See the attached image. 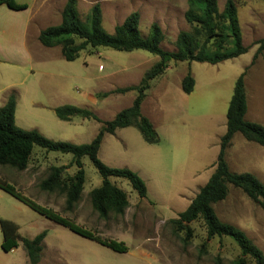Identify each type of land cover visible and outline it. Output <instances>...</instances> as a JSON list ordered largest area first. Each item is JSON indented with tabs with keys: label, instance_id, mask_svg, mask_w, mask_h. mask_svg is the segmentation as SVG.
I'll return each mask as SVG.
<instances>
[{
	"label": "rangeland",
	"instance_id": "1",
	"mask_svg": "<svg viewBox=\"0 0 264 264\" xmlns=\"http://www.w3.org/2000/svg\"><path fill=\"white\" fill-rule=\"evenodd\" d=\"M66 1L46 2L36 20L37 28L45 29L59 25ZM187 1L77 0V11L79 20L84 23L90 9L99 4L101 26L108 34H113L115 26L122 24L129 14L137 12L140 36L145 38L150 25L156 23L164 37L160 48L173 52L178 34L192 29L184 18ZM225 1L217 0L219 12L223 10ZM233 1L237 10L242 44L247 48V53L216 65L194 62L193 72L199 81L197 92L187 101L178 97L172 98V109L168 112L165 122H162V126H168L174 132L170 135L162 133L159 145L145 151L138 146L134 137H130L132 151L121 150L111 154L123 164L125 160L135 166L136 169L130 170L137 173L152 191L148 198L140 199L130 183L122 179V183L118 185L126 194L128 207L120 215L109 212L106 218H100L91 205L89 193L100 186L98 182H101V177L87 158L83 159L86 185L80 199L70 209H67L65 202L67 186L54 191H44L40 188V183L51 172L48 165H73L69 160L70 155L57 152L45 155L44 150L35 147L27 170L17 171L12 167L0 165V179L14 186L25 197L103 240L123 242L128 248L125 254L112 252L39 216L0 191V217L18 223L22 237L32 239L43 230L47 231L38 264H217V258L219 264H232L239 258L240 250L230 238L213 237L207 240L206 227L201 218L189 224L191 236L187 242L184 241L185 232L176 231V227L170 223V220L177 219L180 213L173 211L176 207L174 198L179 191H184V184L187 185V180H181V176L197 167L193 165L192 155L195 148L200 147V138L203 133L208 132L213 136L218 131L223 114L225 115L223 111L229 102L228 99L226 104L229 95L226 89L230 91V98L233 94V89L228 87L229 76L235 69L244 71L258 49L261 50L254 64L247 69V74L251 73L254 83L264 82V0ZM55 51L60 53V47ZM88 51H81L78 58L72 62L64 60L61 54V58H58L61 62L52 59L56 72L61 73L63 77L59 79L56 76L55 79L57 82L61 81L62 88L67 90V95L77 104L97 112L99 118L106 122L129 107L136 93L128 92L121 97L114 94L111 97L118 99L106 101L98 107L88 100V96L112 88L138 85L144 73L159 58L143 50L119 52L109 48H89ZM100 65L102 69H99ZM111 71H114V77L101 78ZM186 71L185 62L178 63L166 70L165 78L169 83H174L178 81L179 75L185 74ZM160 81L157 80L155 85ZM145 112L143 110V114H146ZM46 113L47 110L43 114ZM31 117L25 118L30 121ZM75 118L80 120V117ZM134 131L138 139L146 145L138 131ZM199 134L201 137L195 139L194 135ZM124 144L128 148V142L119 143L120 146ZM69 177L63 171L61 181L66 182ZM228 188L225 200L213 205L215 213L222 222L243 231L264 254V211L240 189L231 185ZM150 200L157 205L154 206ZM1 241L0 230V245ZM20 255L23 258L19 250L5 253L0 248V264L20 263ZM25 261V264H28L27 257ZM245 262L254 264L249 257H245Z\"/></svg>",
	"mask_w": 264,
	"mask_h": 264
},
{
	"label": "trees",
	"instance_id": "2",
	"mask_svg": "<svg viewBox=\"0 0 264 264\" xmlns=\"http://www.w3.org/2000/svg\"><path fill=\"white\" fill-rule=\"evenodd\" d=\"M0 5H5L14 11L27 8L25 4H17L16 0H0ZM184 18L192 29L189 32H180L176 38L175 51L168 52L160 48L164 37L156 23L150 25L145 38L140 36L137 12L129 14L122 24L115 26L113 34H108L101 26L99 4H95L90 9L83 23L79 20L77 0H67L61 12L59 25L49 26L40 31L38 41L42 46L47 48L59 46L62 57L68 62L74 61L81 51L89 48H109L119 52L143 50L158 56L159 60L144 74L138 85L98 94L99 98H105L110 94H126L134 91L136 96L131 106L118 112L112 120L101 122L102 126L99 132L89 144L74 145L69 142L52 141L36 130L18 128L14 122L16 99L11 94L6 103L0 107V165L24 171L35 147H39L47 153L57 152L71 155V162L76 167V173L72 177H69L66 182L61 181L65 167H52L49 176L40 183V188L44 191H54L67 186L65 202L67 209H70L80 199L83 190L85 171L82 158L86 157L101 177L100 186L89 193L91 205L100 218H106L109 212L120 215L129 205L124 191L114 185L110 178L128 181L140 199L146 198V185L137 173L127 168H111L98 158V150L104 135L113 134L119 128L135 127L144 142L150 145L158 144L160 139L157 132L151 122L141 114V104L152 80L164 73L172 63L198 62L216 65L247 53V48L242 44L237 10L233 0H226L221 12L218 11L217 0H188ZM260 50L258 49L254 54L250 65L254 64ZM249 66L235 81L226 112V132L220 139V151L213 174L189 206L179 213L178 218L170 220V223L176 227V231L185 232V242L191 236L189 224L198 218H201L205 224L207 240L213 237L230 238L240 250L239 258L232 264H246L245 257L252 259L254 264H264L263 252L243 231L222 222L213 207L214 204L225 200L228 195V186L231 185L240 189L264 211V185L251 174L230 172L225 161V151L236 133H240L247 141L255 142L264 148V127L258 123L244 120L246 112L244 77ZM194 85V78L188 70L181 82L182 91L185 94H190ZM54 113L64 121L78 116L100 122L91 111L71 105L57 107L54 109ZM0 190L39 216L81 238L93 241L118 254H125L128 251L123 242L106 241L97 237L51 209L39 206L2 179H0ZM0 230L2 233L0 248L3 252L9 253L21 244L26 253L28 264L39 263L43 249L42 242L47 235L46 230L29 239L19 234L18 226L15 223L2 218H0ZM216 260L219 264V259Z\"/></svg>",
	"mask_w": 264,
	"mask_h": 264
},
{
	"label": "crops",
	"instance_id": "3",
	"mask_svg": "<svg viewBox=\"0 0 264 264\" xmlns=\"http://www.w3.org/2000/svg\"><path fill=\"white\" fill-rule=\"evenodd\" d=\"M48 1L49 0H16L17 4H25L27 6L26 9L20 11H14L5 5H0V107H2L9 96L13 94L16 99L14 122L18 128L23 130H36L52 141L69 142L74 145L89 144L99 132L102 126L101 122L103 121L99 118L97 112L77 104L67 95V90L65 91L64 88H62L61 81L57 82L55 79L56 76L59 79L63 78L61 73L56 72L57 69L51 62L52 59L57 60L62 57V55L61 57L59 56L61 54V49L60 53L55 51L59 46L47 48L42 46L38 41L39 33L44 29L37 28L36 20L44 4ZM52 50L54 53H52ZM86 50L88 51V49ZM88 53L90 52L88 51ZM157 62L158 61L155 63ZM223 62H228V60ZM178 63L183 62H177L176 64L172 63L166 70H169L172 66H176ZM185 66L187 71H190L195 81L194 89L190 94H185L181 88L182 79L187 71L185 74L179 75L177 82L169 83L168 79L165 78V70L164 73L152 80L150 88L146 92V96L141 104V114L151 122L160 141L162 133L170 135L173 131L168 126H162V122H165L168 112L172 109L171 101L174 100L172 98L178 97L179 99L187 101L199 88L198 78H196L193 72L194 62H185ZM202 66L204 67L205 65ZM99 69H102L101 65ZM242 72V70L235 69L232 75L229 76L228 87H230V89L234 88L235 81ZM114 76V71H111L100 77L112 78ZM157 80L161 81L155 85ZM244 87L246 94V112L244 120L258 123L264 127V82L254 83L251 73H246L244 77ZM115 89L118 88L95 92V97L94 95L88 96V100L98 107L106 101L118 99V97H111L114 94H110L105 98L98 97L100 93L110 92ZM226 90L227 94H229L226 99L227 104L228 99L230 102L231 98L229 89ZM118 95L121 97L124 94ZM64 105L80 106L78 108L87 109L94 113L100 122L81 117L79 121L75 117H71L68 121L60 120L55 115L54 109ZM228 105L227 107L225 106V110L223 111L225 115L223 114L220 120L218 131L215 132L213 136H211L209 132L206 134L203 133L202 137L201 134H199V136L194 135L195 139L201 137L200 147L199 149L195 148L192 155V159L194 158L193 165L195 164L197 167H194L190 172H185L181 176V180L184 178L187 180V185L183 183L184 191H179L176 194L177 197L174 198L176 207L173 211L183 212L213 174L220 151V139L226 132V112ZM45 110H47V113L43 114ZM143 110L146 111V114H143ZM26 116H32L31 120L27 121L25 118ZM134 130H137V128L126 127L116 129L113 134H105L98 150V158L109 167L127 168L131 170L136 169L134 165L126 163L125 160L123 164V162L114 159L111 154L113 152L119 153L121 150L124 152L132 151L133 145L129 143L130 137H134L138 146L144 151L148 150V148L157 147L160 141L158 144L154 145L145 142L146 145H144L142 141L138 139ZM138 133L140 134L139 131ZM125 142H128V148H126V144L123 146L119 145V143L123 144ZM48 153L45 152V155ZM48 155H50V153ZM32 156L33 155H31V157ZM84 158H82V163ZM71 159L72 157L69 158V160ZM225 161L230 172L235 174H251L264 185V148L259 144L247 141L240 133H236L225 151ZM48 166L50 168L65 167L64 172L70 177L76 173V167L74 165ZM83 166H85L84 163ZM27 168L25 170H27ZM141 177L143 178V176ZM121 180L120 178H110V181L118 188L120 186L118 183H122ZM98 183L101 184V182ZM145 184L147 188L146 198H148L152 191H150L148 184ZM84 185H86V177ZM84 185L83 190L85 187ZM146 198H144V200ZM149 202L154 206L157 205V203L152 200ZM6 220L15 223L18 226V232L20 234V225L12 219ZM16 250H19L24 258L23 260L20 255V263L16 264H25L26 253L21 244L10 253Z\"/></svg>",
	"mask_w": 264,
	"mask_h": 264
}]
</instances>
